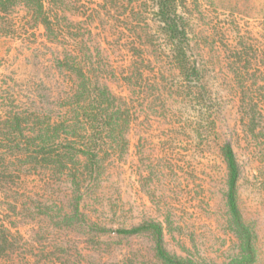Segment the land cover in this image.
Instances as JSON below:
<instances>
[{
    "label": "rangeland",
    "instance_id": "1",
    "mask_svg": "<svg viewBox=\"0 0 264 264\" xmlns=\"http://www.w3.org/2000/svg\"><path fill=\"white\" fill-rule=\"evenodd\" d=\"M44 2L57 15L54 36L22 6L0 16V105L19 81L43 72L47 58L70 54L89 59L128 122L118 147L101 153L94 184L87 178L75 187L66 172L38 168L25 172L18 202L0 203L1 219L32 247V261L155 264L152 233L109 231L154 222L172 256L264 264V0H178L202 97L174 68L148 0ZM248 97L257 102L252 114ZM223 142L239 168V222L228 208Z\"/></svg>",
    "mask_w": 264,
    "mask_h": 264
},
{
    "label": "trees",
    "instance_id": "2",
    "mask_svg": "<svg viewBox=\"0 0 264 264\" xmlns=\"http://www.w3.org/2000/svg\"><path fill=\"white\" fill-rule=\"evenodd\" d=\"M148 1L152 6V19L164 36L174 68L188 87L197 88L195 93L202 97L205 88L200 71L189 56L187 24L179 12L178 0ZM44 3V0H0V16L13 14L17 7L22 6L31 21L41 25L47 35L54 36L59 25L51 15H57L48 11ZM46 63L43 64V72L36 77L30 76L27 81L18 79V86L13 80L16 87L12 98L4 100L9 103L6 105L8 109L0 105V198L5 199L0 203L9 209L11 201L18 202V198L23 196L19 185L24 182L23 176L27 171L43 168L52 173L66 172L75 187L87 178L94 184L103 166L101 153L107 146L118 147L114 142L122 138L126 130L128 112L123 107L124 103L99 82L89 67V59L65 54L62 58L49 57ZM60 79L64 86L59 85ZM247 90H250L249 86L241 91L246 95ZM248 100V113L252 114L257 102L249 97ZM251 117L246 124L250 131H255V118ZM212 125V122H207L205 133L211 132ZM220 150L228 172V208L233 220L239 222L237 160L229 142H223ZM109 231L122 236L152 233L155 264H195L165 250L162 227L157 223ZM31 248L24 243L20 233L12 232L0 216V264H37L32 261L35 256Z\"/></svg>",
    "mask_w": 264,
    "mask_h": 264
}]
</instances>
